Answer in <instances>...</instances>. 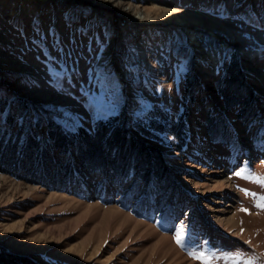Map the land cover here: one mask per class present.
Listing matches in <instances>:
<instances>
[{
    "label": "rangeland",
    "instance_id": "1",
    "mask_svg": "<svg viewBox=\"0 0 264 264\" xmlns=\"http://www.w3.org/2000/svg\"><path fill=\"white\" fill-rule=\"evenodd\" d=\"M263 55L264 0H0V247L33 264H264ZM109 119L157 150L147 180L86 171L75 149L24 157L32 133Z\"/></svg>",
    "mask_w": 264,
    "mask_h": 264
},
{
    "label": "trees",
    "instance_id": "2",
    "mask_svg": "<svg viewBox=\"0 0 264 264\" xmlns=\"http://www.w3.org/2000/svg\"><path fill=\"white\" fill-rule=\"evenodd\" d=\"M242 76H244L243 69L240 68L237 61H234L227 71L226 77L229 78L228 81L223 80L222 84L218 85L219 92L225 98L228 107L230 105L227 101L228 96L235 94L236 88L243 82ZM114 122L115 120L110 119L100 120L97 122L95 131L92 134L81 132L83 129L79 131V134L64 132L59 126H55L49 132L53 140L52 143L47 140L41 143L40 140H37V134L32 133L29 136L30 140L24 147V157L31 162L40 160V156H45L46 160H49L50 148H60L65 153L73 152V149H75L74 155L86 171L98 170L105 174H110L111 172L128 177L135 167L139 173L143 172H141V176L144 180H147L149 169L145 168L144 165L149 163V152H157V150L153 146L137 141L136 138L130 139V132L125 128H119L117 124H112ZM108 137L109 139L106 141ZM129 139L132 145L130 142L128 145ZM134 144H138V147L140 146L138 158L132 153ZM18 148L19 143H16L9 146L4 153L7 155L9 152L11 153L10 155L15 156ZM143 157H146L145 161ZM160 161L162 162V160ZM63 170L71 172V165L63 168ZM157 174L159 175V173ZM0 264H33V260L26 255H19L0 247Z\"/></svg>",
    "mask_w": 264,
    "mask_h": 264
},
{
    "label": "snow or ice",
    "instance_id": "3",
    "mask_svg": "<svg viewBox=\"0 0 264 264\" xmlns=\"http://www.w3.org/2000/svg\"><path fill=\"white\" fill-rule=\"evenodd\" d=\"M237 176H240L241 173L237 172L236 173ZM258 207L264 209V203H260L257 205ZM244 211H247V209H243ZM175 239V242L177 243V245L181 246V247H185L184 244V229L183 227L180 228V230L176 231L175 236L173 237ZM189 255L198 261H201L202 264H212V261L214 259V257L212 255L207 254L204 251H191L189 253Z\"/></svg>",
    "mask_w": 264,
    "mask_h": 264
},
{
    "label": "bare ground",
    "instance_id": "4",
    "mask_svg": "<svg viewBox=\"0 0 264 264\" xmlns=\"http://www.w3.org/2000/svg\"><path fill=\"white\" fill-rule=\"evenodd\" d=\"M29 1H33V0H29ZM99 1H102L103 3H105V4H110V3H113L115 0H99ZM117 6H119V7H121V10L122 11H124V12H128V13H131V12H133V9H134V7H132L130 4H126L125 5V3H121V1H117ZM197 6V5H196ZM199 7H200V5H198ZM196 8V7H195ZM185 10H183V11H181L180 9H177V8H174V9H172L170 12H177V13H182V12H184ZM187 12H190L191 13V15H193V16H196L200 21H202L203 20V18L204 19H206L205 17H204V14L202 13V12H200V11H197V10H195V11H192L191 9H188L187 10ZM186 12V13H187ZM183 15V14H182ZM185 15V14H184ZM187 15H189V14H187ZM184 19H187V17H184ZM184 19H181V20H178V21H182V20H184ZM264 56V55H263ZM256 72H259V71H256ZM226 211V210H225ZM224 214V212L222 213V214H220L219 215V220H224V221H226V222H229V221H232L233 220V217H222L221 215H223ZM221 217H222V219H221Z\"/></svg>",
    "mask_w": 264,
    "mask_h": 264
}]
</instances>
